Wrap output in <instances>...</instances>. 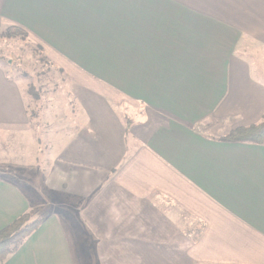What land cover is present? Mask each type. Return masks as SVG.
Here are the masks:
<instances>
[{
	"label": "crops",
	"instance_id": "obj_1",
	"mask_svg": "<svg viewBox=\"0 0 264 264\" xmlns=\"http://www.w3.org/2000/svg\"><path fill=\"white\" fill-rule=\"evenodd\" d=\"M12 26L66 102L0 65V230L49 200L2 264H264V143L223 141L263 121L264 0H0ZM29 115H68L45 153Z\"/></svg>",
	"mask_w": 264,
	"mask_h": 264
},
{
	"label": "rangeland",
	"instance_id": "obj_2",
	"mask_svg": "<svg viewBox=\"0 0 264 264\" xmlns=\"http://www.w3.org/2000/svg\"><path fill=\"white\" fill-rule=\"evenodd\" d=\"M4 31L0 32V34ZM41 47L42 45L28 36L27 33L24 38H20L19 36L3 38L0 36V65L6 69L12 79L19 80L25 86L29 101L35 102L33 99L38 98L40 99L39 105L42 107L47 106V102L50 99H53L55 103H65L66 93L65 84L62 82L63 77L59 72L54 71L50 62L45 58ZM67 116L29 115L33 131L36 133L38 139L40 137L43 139V153L46 152L49 139L46 134L53 128L64 129L66 127ZM12 176H17V172L13 173ZM13 179L16 183L23 184L21 186L24 191L29 196L33 193L34 199H32L37 200L34 191L31 190L32 185L30 186L28 183L24 184L16 177ZM48 205L49 200L45 199L41 207L34 209L30 213L32 214L31 218L40 217L45 214L46 210L49 211Z\"/></svg>",
	"mask_w": 264,
	"mask_h": 264
},
{
	"label": "trees",
	"instance_id": "obj_3",
	"mask_svg": "<svg viewBox=\"0 0 264 264\" xmlns=\"http://www.w3.org/2000/svg\"><path fill=\"white\" fill-rule=\"evenodd\" d=\"M3 38H11L19 36L26 37L25 31L18 27H8L0 34ZM61 74V73H60ZM262 123L249 126L242 129L231 131L224 139L225 142H240V143H264V116ZM31 212H28L11 224L0 230V264L5 262L8 257L15 254L24 242L39 228L47 217V213L40 217L32 219Z\"/></svg>",
	"mask_w": 264,
	"mask_h": 264
}]
</instances>
